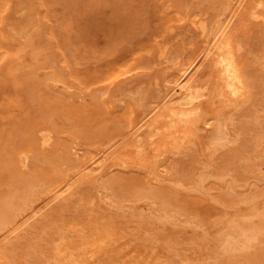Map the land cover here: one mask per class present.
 <instances>
[{
	"label": "rangeland",
	"instance_id": "rangeland-1",
	"mask_svg": "<svg viewBox=\"0 0 264 264\" xmlns=\"http://www.w3.org/2000/svg\"><path fill=\"white\" fill-rule=\"evenodd\" d=\"M234 1L0 0V264H264V0Z\"/></svg>",
	"mask_w": 264,
	"mask_h": 264
},
{
	"label": "bare ground",
	"instance_id": "bare-ground-1",
	"mask_svg": "<svg viewBox=\"0 0 264 264\" xmlns=\"http://www.w3.org/2000/svg\"><path fill=\"white\" fill-rule=\"evenodd\" d=\"M243 1L244 0H235L234 2H233V4L235 3V5H237V7H236V10L238 9V8H240L241 6H242V4H243ZM260 2V1H259ZM263 4V3H262ZM257 7V6H256ZM234 15H235V13H234ZM253 16V15H252ZM261 18V17H260ZM230 20H232V18L230 19ZM227 23V22H226ZM225 23V24H226ZM217 24V23H216ZM225 26V25H224ZM216 28V27H215ZM224 28V27H223ZM205 29V28H204ZM223 30V29H222ZM221 30V31H222ZM234 31V30H233ZM220 34L221 33H219L218 35L220 36ZM231 35V34H230ZM222 36H223V38H221V40H219V41H217V44H215V47L217 48H215L214 47V49H216L217 51H218V55L220 56V57H218V58H220L219 60H221V62H222V64L224 65V68L225 69H223V71L225 72V78L224 77H222V78H224V82L223 81H221V78H220V81L221 82H223L220 86H218L217 88H216V97H218V96H220L221 97V95L223 94V93H226V94H228L229 92L231 93V95H232V93H233V95L235 94H237V93H239L241 90H242V88H243V85H246V84H243V82H242V79L243 78H241L242 76V73H241V71L239 72V68L237 67V64L234 62V60L232 59V58H234L232 55L233 54H231L230 56H232V58L229 56V53H231L230 51L233 49H231L230 48V42H229V34H228V31L226 30V28L222 31ZM221 36V37H222ZM232 37V36H231ZM215 39H217V38H215ZM233 39H235V38H233ZM215 41V40H214ZM213 41V42H214ZM213 45V44H212ZM217 45V46H216ZM240 47V46H239ZM229 49H231L230 51H229ZM234 51H236L235 49H233ZM232 50V51H233ZM238 50V49H237ZM207 52V51H206ZM238 53V52H237ZM4 54H6V53H4ZM215 55V54H214ZM217 55V56H218ZM234 55H236V54H234ZM238 55V54H237ZM215 57H216V55H215ZM245 57H246V55H245ZM216 61V60H215ZM203 62V61H202ZM217 62H218V59H217ZM216 62V63H217ZM219 65H220V67H221V64L219 63ZM196 66V65H195ZM200 66H201V64H200ZM217 66V65H216ZM240 66V65H239ZM199 67V66H198ZM223 67V66H222ZM195 68V67H194ZM197 69V68H196ZM192 71V70H191ZM223 73V72H222ZM240 73H241V75H240ZM191 79H192V75H190L189 76V74H188V76H186V80L185 81H182L180 84H178V88H177V90L174 92V95L172 96V98L170 99V103L171 102H173L174 100H176L177 99V104L178 103H180V104H191V102L192 101H194L195 100V97H197V94L199 93H197L196 94V91H195V95H193V93L191 94V89H192V92H194L193 90H194V88L195 87H193L192 88V85H191ZM184 80V79H183ZM246 81V80H245ZM211 86V85H210ZM248 90V89H247ZM223 92V93H222ZM243 92V91H242ZM244 93V92H243ZM243 93H239V95H241V94H243ZM247 93H248V91H247ZM245 94H246V92H245ZM194 97H193V96ZM244 95V94H243ZM213 97H214V95H212ZM228 96H230V94L228 95ZM245 96V95H244ZM230 97H232V96H230ZM229 97V98H230ZM236 97V96H235ZM239 97V96H238ZM215 98V97H214ZM219 98V97H218ZM249 98V97H248ZM194 99V100H193ZM198 99V98H197ZM196 99V100H197ZM213 99V98H212ZM226 99V98H225ZM228 99V98H227ZM239 99V98H238ZM165 100V99H164ZM230 100V99H229ZM233 100V99H232ZM139 101V100H138ZM226 101V100H225ZM249 101V100H248ZM169 104V103H168ZM172 104V103H171ZM221 104V103H220ZM229 104V103H228ZM139 105V104H138ZM199 106V105H198ZM227 106V105H226ZM141 107V106H140ZM219 107V106H218ZM229 106H227V108H228ZM148 108H150V107H148ZM197 107H195L194 109H196ZM194 109H192L191 108V110H192V112H195V110ZM159 110H160V108H159ZM167 110V109H166ZM165 110V111H166ZM181 110H183V109H180V111ZM185 110V109H184ZM194 110V111H193ZM170 111V110H169ZM172 111H174L173 109H172ZM171 111V112H172ZM188 111H189V109H188ZM199 111H200V109H199ZM157 112V111H156ZM179 112V111H178ZM178 112H177V114H178ZM182 112V111H181ZM189 112H191V111H189ZM188 112V113H189ZM197 112V111H196ZM219 112V111H218ZM227 112V111H226ZM172 113H174V112H172ZM183 113V112H182ZM181 113V114H182ZM188 113L186 112L185 114H187L188 115ZM202 113V112H201ZM158 114V113H157ZM174 114H176V112L174 113ZM197 113H195V115H196ZM203 115H204V113H202ZM154 115V114H153ZM166 115V114H165ZM180 115V114H179ZM178 115V116H179ZM186 115V116H187ZM191 115V114H190ZM169 116H171V115H169ZM184 116V115H183ZM199 116H201V115H198V117ZM153 117V116H152ZM187 117H190L189 115L187 116ZM192 117V116H191ZM195 117V116H194ZM193 117V118H194ZM164 118V117H163ZM163 118H162V120H163ZM170 118V117H169ZM168 118V119H169ZM172 118V117H171ZM180 118H181V115H180ZM197 118V117H196ZM185 119V121H186V118H183V120ZM187 119H189V118H187ZM192 119V118H191ZM217 120H216V122L218 121V118H216ZM173 120V119H172ZM171 120V121H172ZM201 120V119H200ZM215 120V119H214ZM164 121V120H163ZM170 121V122H171ZM175 121V120H174ZM173 121V122H174ZM188 121H190V119L188 120ZM151 122V121H150ZM165 122V121H164ZM172 122V123H173ZM147 123H148V121H147ZM171 123V124H172ZM176 123V122H175ZM181 123H184V122H181ZM187 123V122H186ZM191 123H192V121H191ZM152 124V123H151ZM150 124V125H151ZM163 124H165V123H163ZM170 124V125H171ZM174 124V123H173ZM178 124V123H177ZM180 124V123H179ZM185 124V123H184ZM183 124V125H184ZM189 124V123H188ZM218 125H219V123H217ZM168 125V124H167ZM139 126V125H138ZM177 126H180V125H177ZM221 126V125H220ZM141 127H143V126H140L138 129H137V132L138 131H140L141 130ZM187 127H189L188 125H187ZM186 127V128H187ZM194 127V126H193ZM219 127V126H218ZM172 128V127H171ZM174 128H176L175 126H174ZM173 128V129H174ZM185 128V127H184ZM184 128H183V130H184ZM217 128V127H216ZM189 130H190V127L188 128ZM219 129V128H218ZM168 130H170V129H168ZM179 130V129H178ZM214 130H217V129H214ZM177 131V130H176ZM186 131V130H185ZM170 131H168V133H169ZM189 132V131H188ZM191 132H192V130H191ZM217 132L220 134V132H219V130H217ZM223 132V131H222ZM141 133V132H140ZM167 133V134H168ZM171 133H173V132H171ZM176 134V133H175ZM184 134V133H183ZM189 134H190V132H189ZM188 135V134H187ZM223 135H224V133H223ZM222 135V136H223ZM178 136V135H177ZM177 136L175 137V138H177ZM185 136H186V134H185ZM222 136H220V137H218V138H221ZM163 137V136H162ZM189 138L191 137V134H190V136H188ZM138 139H140L139 137H137ZM193 138V137H192ZM218 138H216V140H218ZM215 139V138H214ZM188 140V139H187ZM194 140V139H193ZM215 140V141H216ZM210 141H211V139H210ZM157 142V141H156ZM191 142H193V141H191ZM220 142V141H219ZM174 145V144H173ZM119 146V145H118ZM124 146H125V144H124ZM176 146V145H175ZM130 148V147H129ZM146 149V148H145ZM131 150V149H130ZM152 151V150H151ZM150 153V152H149ZM152 153V152H151ZM115 154V153H114ZM117 154V153H116ZM144 154V153H143ZM146 154H148V153H146ZM145 154V155H146ZM108 155V154H107ZM120 155H121V153H120ZM158 155V154H157ZM127 157H128V155H126ZM125 156V157H126ZM152 156V155H151ZM162 156V155H161ZM88 157V156H87ZM91 156H89V158H90ZM129 157H130V155H129ZM132 157V156H131ZM130 157V158H131ZM146 157V156H145ZM144 157V158H145ZM120 158H121V156H120ZM130 158H129V160H130ZM108 159H110V158H108ZM111 159H113V158H111ZM116 159H118L117 157H116ZM148 159V158H147ZM152 159V158H151ZM124 160V159H123ZM133 160H135V159H133ZM132 160V161H133ZM97 161V160H96ZM137 161V160H136ZM141 161V160H140ZM98 162V161H97ZM128 162V161H127ZM134 162V161H133ZM122 163V162H121ZM127 164V163H126ZM156 164V163H155ZM93 165V164H92ZM103 166V165H102ZM101 166V167H102ZM114 166V165H113ZM142 167H143V165H142ZM144 168V167H143ZM164 168V167H163ZM101 169V168H100ZM160 169H161V167H160ZM99 170V169H98ZM162 173H163V171H162ZM201 184V183H200ZM69 186V185H68ZM64 187L65 186H60L59 188L57 187V191H56V197H58V196H60L62 193H64L67 189H69V187H65V189H64ZM144 211V210H143ZM70 226V225H69ZM199 228V227H198ZM17 228H15V230H16ZM242 233V232H241ZM83 234V233H82ZM107 234V233H106ZM206 234V233H205ZM243 234V233H242ZM108 235V234H107ZM109 236V235H108ZM72 237V236H71ZM233 238V237H232ZM251 240H253V238L251 239ZM62 241H63V239H62ZM100 241V240H99ZM101 242V241H100ZM105 243V242H104ZM57 246H59L60 247V244L59 245H57ZM62 246V245H61ZM94 246H95V244H94ZM242 246H243V244H242ZM61 248H63V247H61ZM60 248V249H61ZM60 249H58V251H57V253L58 252H60L59 250ZM84 249V248H83ZM64 250V249H63ZM69 252V251H68ZM56 253V252H55ZM61 253V252H60ZM94 254V253H93ZM56 255V254H55ZM59 255V254H58ZM62 255V254H61ZM61 255H59V256H61ZM57 256V255H56ZM63 256V255H62ZM73 256V255H72ZM76 256V255H75ZM77 257V256H76ZM70 258V257H69ZM69 258L68 259H65V258H63V259H65V260H67V261H69ZM54 259V258H53ZM70 259H73V257H71ZM80 259V258H79ZM64 260V261H65ZM75 260V259H74ZM74 260H72V262L74 261ZM55 261V260H54ZM57 261V260H56ZM58 261H59V259H58ZM77 261V260H76ZM82 260L80 259V261H77V262H81ZM60 262H62V261H60ZM71 262V261H70ZM83 262V263H82ZM81 263L82 264H86V261H82ZM48 263V262H47ZM46 263V264H47ZM55 263V262H54ZM20 264V263H19ZM59 264H61V263H59ZM66 264H70L69 262H67ZM72 264H75V261H74V263H72Z\"/></svg>",
	"mask_w": 264,
	"mask_h": 264
}]
</instances>
